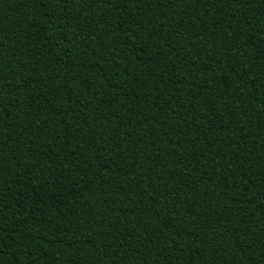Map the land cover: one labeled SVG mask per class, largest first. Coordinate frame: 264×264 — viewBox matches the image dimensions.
Returning a JSON list of instances; mask_svg holds the SVG:
<instances>
[{
	"label": "trees",
	"instance_id": "obj_1",
	"mask_svg": "<svg viewBox=\"0 0 264 264\" xmlns=\"http://www.w3.org/2000/svg\"><path fill=\"white\" fill-rule=\"evenodd\" d=\"M0 264H264V0H0Z\"/></svg>",
	"mask_w": 264,
	"mask_h": 264
}]
</instances>
